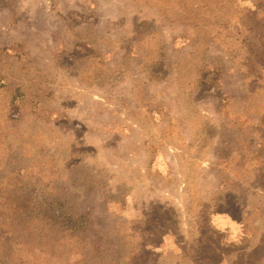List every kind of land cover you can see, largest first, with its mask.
<instances>
[{
    "label": "rangeland",
    "instance_id": "1",
    "mask_svg": "<svg viewBox=\"0 0 264 264\" xmlns=\"http://www.w3.org/2000/svg\"><path fill=\"white\" fill-rule=\"evenodd\" d=\"M0 264H264V0H0Z\"/></svg>",
    "mask_w": 264,
    "mask_h": 264
}]
</instances>
